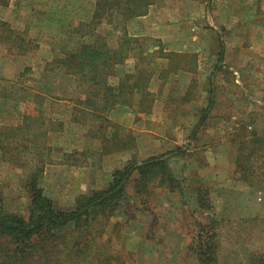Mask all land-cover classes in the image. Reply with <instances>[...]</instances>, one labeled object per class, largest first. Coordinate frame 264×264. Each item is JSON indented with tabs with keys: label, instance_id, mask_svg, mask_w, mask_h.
<instances>
[{
	"label": "rangeland",
	"instance_id": "374dc122",
	"mask_svg": "<svg viewBox=\"0 0 264 264\" xmlns=\"http://www.w3.org/2000/svg\"><path fill=\"white\" fill-rule=\"evenodd\" d=\"M157 5L169 7L167 11L173 8L170 14L161 11L158 24L166 21V34L173 33V40L178 36L179 41L189 40L192 49L164 56L160 44L138 39L139 56L151 62L141 72L150 69L154 80H142L143 93L135 98L123 95L129 105L118 111L123 119L119 127L107 120L105 108L93 112L87 105L85 86L79 79L63 72L55 59L44 66L40 61L43 52H38V43L45 38L58 43L61 57L84 41L77 32L89 34L84 23L91 16L94 0L0 3V21L14 35L29 41L31 49L18 54L8 44L0 45V63L6 59V69L0 74L1 95L22 107L26 99H33V92H43L60 99L71 97L82 109L74 115L80 127L59 139L55 135L58 124L50 120L52 113L62 112L60 104L48 102L44 115L36 120L22 116L21 109L12 113L10 103L0 101V206L26 217L25 184L31 174L39 172L37 182L43 194L54 208L67 210L78 196L106 187L112 174L127 162H141L188 145L186 154L169 164L181 192L158 188L153 215L111 217L98 241L110 245L124 264H194L186 249L189 214L195 205L190 189L202 186L210 194L214 213L224 217L222 256L228 262H244L247 254L264 253V198L237 181L233 163L238 154V126L248 125V131L255 129L260 135L264 132V0H158ZM41 30L42 35L38 34ZM108 33L106 26L96 31L114 45V37L106 36ZM218 35L224 40L226 61L223 71L215 75L216 103L189 141L201 109L207 106L206 79L217 61ZM129 61L122 64L124 73L133 68ZM131 84L129 80L128 88ZM50 106L53 110L48 111ZM87 133L99 140H84L81 134ZM242 134L249 136L248 132Z\"/></svg>",
	"mask_w": 264,
	"mask_h": 264
},
{
	"label": "trees",
	"instance_id": "16d2710c",
	"mask_svg": "<svg viewBox=\"0 0 264 264\" xmlns=\"http://www.w3.org/2000/svg\"><path fill=\"white\" fill-rule=\"evenodd\" d=\"M6 1L0 0V3ZM157 3L158 0H94L91 16L84 23V27H89L86 30L89 34L76 31L84 41L55 60L57 67L85 86L86 103L94 108L93 112L103 110L108 104L111 107L117 103L129 105L123 95L133 97L134 88L139 94L143 93L141 81H133L128 88L131 75H126L114 86L108 78L116 76V66L132 52L134 42L127 35L128 23L146 15L148 9ZM102 26L110 28L106 36L114 37V45L96 35ZM0 30V45L8 44L18 54L31 50L28 48L30 42L14 35L6 23L0 21ZM221 37L218 35L217 61L208 81L207 106L201 109L189 141H193L216 103L215 75L223 71L225 60ZM124 90L127 93L123 94ZM97 103L100 104L98 108ZM248 128L244 124L237 128L238 154L233 162L236 178L248 188L264 194V132L260 135L255 129L248 131ZM245 132L249 134L247 138L242 134ZM187 146L141 162H127L112 174L106 187L78 196L73 207L67 210L54 208L38 185L39 172L31 174L25 184L29 202L27 216L9 213L0 206V264H124L120 254H114L110 245L99 243V236L111 217L127 219L138 216L137 213L147 214L146 217L153 215L158 188L163 187L169 193L181 192L182 186L172 177L169 164L183 157ZM190 192L195 205L189 214L186 249L194 264H264V253L247 254L244 262L226 261L222 256L223 241L220 240L224 217L214 213L207 189L193 187ZM182 206L187 205L183 203Z\"/></svg>",
	"mask_w": 264,
	"mask_h": 264
},
{
	"label": "crops",
	"instance_id": "0c3cea01",
	"mask_svg": "<svg viewBox=\"0 0 264 264\" xmlns=\"http://www.w3.org/2000/svg\"><path fill=\"white\" fill-rule=\"evenodd\" d=\"M173 7V6H172ZM167 8L164 6V8L158 7V5H153L148 9V12L146 13V15L141 16V17H137L135 19H133L131 22L128 23L127 25V35L128 37H130L134 43H132L131 48H132V52L130 54L129 57H131L132 59L129 58V60H126V62L124 61L123 63H127L129 62H133V68L130 69V71H126L128 73H124L123 71H121V67H124L122 64L121 65H117L115 68V72H116V76L115 75H111L108 78V82L110 83L111 81H120L123 80L125 78L126 75H131V79H129L130 81H142V80H146L148 82H151V72L150 69L148 71H145L144 73L141 72L142 68L145 67L146 65H151L150 59H141V57L139 56V52H140V48L139 46L136 45L138 39L140 38V40H143L141 38H144L146 40H148V42H156L158 44L161 45L163 52L165 55H173L175 54H184L186 52H190V49H192V47H190V41H179V36L177 39L173 40L172 36L173 33L170 34V36L168 34H166V30L165 29H169L166 25V21H164L163 23L158 24L159 21H156V17L161 13V11L166 12ZM185 10V9H184ZM173 11V8L171 10H168L167 13H171ZM178 13L179 10L177 8ZM174 11V12H176ZM188 11V9L186 10V12ZM183 12V10H182ZM182 16H186L183 15V13H181ZM189 16V15H188ZM187 17V16H186ZM192 17V16H190ZM184 29H186L184 27ZM68 33V31H67ZM38 34H43L42 30L38 32ZM74 35V34H73ZM72 35V36H73ZM166 35V36H165ZM37 38H42V37H35ZM223 39V37H221ZM139 40V41H140ZM155 40V41H154ZM42 42L38 43L39 45V50L38 52H43L41 53V57L42 59L40 61H42L43 65H47V63H50L51 60L55 59L57 60L58 58L61 57V53L57 55L58 52V43H55V40L51 37V38H45L43 40H41ZM45 41V42H44ZM37 45V46H38ZM225 46V44H224ZM46 50H49V53L44 54V52ZM226 50V48H225ZM51 57V58H50ZM57 58V59H56ZM6 59H3L2 62L0 63V74L1 72H3L6 69ZM226 61V53H225V60L224 63ZM55 62V61H54ZM223 63V65H224ZM216 62L213 64V68L215 66ZM125 65V64H124ZM143 66V67H142ZM142 67V68H141ZM147 73V74H146ZM186 72V75H189L190 73ZM2 74V76H3ZM3 78V77H2ZM188 78V76L186 77ZM210 76L207 77V81H209ZM154 80V78H152V81ZM192 80V77H190V79H188V82H190ZM133 97L135 98L136 95H139L138 91L134 88L133 89V93H132ZM6 95H1L0 93V101H7V103H10V110L15 111V110H20L19 112L21 113L22 116H26V117H31V118H36V120L41 119L39 118V116L44 115V109L45 106L47 105V103H51L54 106H57V104H60V107L62 108V112L60 111L59 113L55 112L52 113V119L50 120L51 124L53 123H57L58 124V129L55 132V135L58 137L59 139H62L65 133L67 131H69V135L70 132L74 129L77 128V125L80 127V123L74 119V115L75 113L78 111V107L76 102L74 104L73 99L71 97L68 98H58L56 97V95H46L43 92H33V98L32 100L26 99L25 102L23 103V106L21 107H15V104H17L18 101H11L8 95L7 97ZM39 99V100H37ZM12 102V103H11ZM37 103V105L33 106L34 103ZM53 102V103H52ZM103 103L101 104L102 107ZM126 106L128 105H124V104H114L112 107L110 105H108L104 110L105 113H108L109 115V119L110 122L113 121L114 124L118 125L119 127H122L123 125L120 124L121 120H123L122 118H120V115L118 114V111L121 108H126ZM100 107V108H101ZM16 108V109H15ZM52 106H50L48 108V111H51ZM91 109V108H90ZM53 110V109H52ZM80 111L82 109H79ZM86 110V109H85ZM92 110V109H91ZM98 111H101V109H98ZM139 112V111H137ZM7 113V111H6ZM11 113V114H12ZM111 113L114 114V120L112 119V115ZM107 115V116H108ZM107 118V117H106ZM109 124V123H108ZM111 124V123H110ZM52 133L47 131V135H50ZM81 137L84 140H92L94 141L95 139L99 140V137H96L93 134L87 133L86 136H84L83 134H81ZM73 137L71 136V139ZM118 138V137H117ZM115 140L116 136H115ZM71 144V142H70ZM253 189H251L252 191ZM260 197L264 198V194H260ZM261 199V198H260Z\"/></svg>",
	"mask_w": 264,
	"mask_h": 264
}]
</instances>
